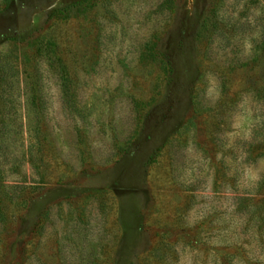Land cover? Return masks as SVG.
I'll return each instance as SVG.
<instances>
[{
	"label": "rangeland",
	"instance_id": "rangeland-1",
	"mask_svg": "<svg viewBox=\"0 0 264 264\" xmlns=\"http://www.w3.org/2000/svg\"><path fill=\"white\" fill-rule=\"evenodd\" d=\"M0 264H264V0H0Z\"/></svg>",
	"mask_w": 264,
	"mask_h": 264
},
{
	"label": "trees",
	"instance_id": "trees-1",
	"mask_svg": "<svg viewBox=\"0 0 264 264\" xmlns=\"http://www.w3.org/2000/svg\"><path fill=\"white\" fill-rule=\"evenodd\" d=\"M81 4V3H80Z\"/></svg>",
	"mask_w": 264,
	"mask_h": 264
}]
</instances>
